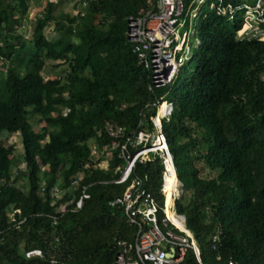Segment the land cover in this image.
Listing matches in <instances>:
<instances>
[{
    "label": "trees",
    "instance_id": "obj_1",
    "mask_svg": "<svg viewBox=\"0 0 264 264\" xmlns=\"http://www.w3.org/2000/svg\"><path fill=\"white\" fill-rule=\"evenodd\" d=\"M192 1H186L187 9ZM257 1L223 0V6ZM29 2L0 0V60L14 62L0 88V229L10 226L14 210L27 219L21 231L0 235V264L114 263L118 244L133 241L137 230L109 206L127 187L105 183L120 176L118 154L104 170L93 146L109 141L108 124L128 135L153 132L157 101L174 106L163 132L183 191L192 195L179 199L176 210L185 215L202 262L264 264V41L238 38L243 20L218 15L211 5L219 1L209 0L211 9L194 27L198 44L187 62L193 67L184 66L173 85L152 93L127 28L128 18L155 8V0H84L75 4L80 11L60 15L49 0L28 42L22 20ZM48 28L54 39L46 35ZM59 66L65 67L61 77L45 78L48 67ZM14 135L23 145L20 157L5 142ZM163 172L159 159L136 169L149 176L147 187L161 206ZM80 174L72 191L70 182ZM42 184L77 199L89 187V199L54 225V207L40 194ZM218 232L220 241L213 244ZM34 248L45 257L26 259L24 250ZM182 264H198L193 251Z\"/></svg>",
    "mask_w": 264,
    "mask_h": 264
},
{
    "label": "built area",
    "instance_id": "obj_2",
    "mask_svg": "<svg viewBox=\"0 0 264 264\" xmlns=\"http://www.w3.org/2000/svg\"><path fill=\"white\" fill-rule=\"evenodd\" d=\"M155 1V8L149 7L140 17H129L127 28L128 43L137 58L138 65L149 73V90L152 93L173 85L180 70L191 58L193 48L188 43L189 28L185 29L190 27L191 17L187 16V11L195 0L191 2L188 9L186 8L187 0ZM218 1L219 4H215L212 8L218 15H228L234 19L239 11L244 12L243 26L239 31L241 35L238 38L264 41V29L261 27L264 24V0H258L255 6L244 4L237 7L231 4L223 6V0ZM204 2L205 0L195 1L198 6ZM84 4L86 5L85 2ZM80 10L79 7L78 11ZM193 11L195 10L190 11V15ZM163 104L167 106L166 111L159 119V109ZM154 106L156 107V116L152 119L153 132L146 133L137 130L133 135H128L123 127L108 124L105 130L109 141L102 147L93 146L92 153L103 158L99 167L104 170L109 169L111 157L115 152L118 154L117 159L121 162L116 169L120 172V176L105 183L127 184V187L123 195L110 202L109 206L112 209H120L125 214L128 223L137 230L133 241H123L118 244L120 250L113 264H182L189 251H193L198 264H204L194 235L187 228L185 215L177 212L175 204L170 208V210H175L173 213L177 220L183 224L185 231L180 229L167 215L165 182L171 177L172 171L175 175L178 174L173 155L163 132L162 123L163 120L172 116L174 106L168 101H157ZM158 159L164 167L160 188V195L164 198L163 206L147 187L149 176L145 174L142 177L136 173L138 164L146 165ZM81 179L82 174L71 180L70 189L72 191L77 189ZM178 181V186L173 195L174 203L184 193L183 184L179 178ZM1 183H3L2 180H0V185ZM88 188L85 187L77 199L74 194H69L59 186L48 189L45 184H42L40 194L49 198L50 205L54 207V213L51 216L54 225L66 214L77 213L83 209L85 201L89 199ZM64 197L67 199L55 206ZM17 215H21L20 210H14L8 214L10 226L4 230L0 229V235L11 229L21 231L27 219H19ZM220 235L221 232H218L212 236L213 244L220 241ZM23 254L28 260L45 257L41 248L24 250ZM56 263L55 260L51 261V264ZM228 264L239 263L230 260Z\"/></svg>",
    "mask_w": 264,
    "mask_h": 264
},
{
    "label": "rangeland",
    "instance_id": "obj_3",
    "mask_svg": "<svg viewBox=\"0 0 264 264\" xmlns=\"http://www.w3.org/2000/svg\"><path fill=\"white\" fill-rule=\"evenodd\" d=\"M47 1L49 0H30L29 2V8L27 10V12L25 14H23V29H24V36L26 41L29 42L30 39H32V34H33V29H34V25L36 22V17L37 15H40L43 10L46 7ZM55 3L56 6V10L55 13L56 15H60L62 12L68 14V13H76L78 10L75 9V4L78 2V0H51ZM196 1V0H195ZM192 2L189 10L187 11V16L190 19V27H186L185 30H187L189 28V35H188V43H190L192 45V48L196 47L198 44V41L195 39V29L194 27L197 26L202 17L209 11V9H211V7L209 6V0H205L204 4L198 6L196 5V3ZM247 3H253L255 0H245ZM194 3V4H193ZM215 4L211 5L212 8ZM191 10H195L191 13L190 15V11ZM199 12V15H197ZM194 15H197L196 17ZM237 20H243L244 17V12L243 11H239L237 14ZM244 29V27H243ZM46 35L48 36L49 39H54L56 37V33L54 32L53 28H48L46 30ZM241 35V32H238L237 36L239 37ZM75 39V38H74ZM76 41V40H75ZM79 42V41H77ZM9 65H14V62L8 63L6 61L0 60V88L2 86V81H4V77H5V73L6 70L8 68ZM52 65V63H51ZM185 66H187L188 68H192L193 67V63L192 61L185 64ZM65 69L64 66H59V67H48L47 71L45 73V78L48 79L50 77L54 78V77H61L63 75V70ZM1 92V90H0ZM1 96V94H0ZM165 99L169 100V96L166 95L164 97ZM6 145H11L14 144L16 151L15 154L19 155L22 154L24 152L23 150V145L21 142V138L18 135H14L13 137L9 138V139H5ZM23 166V165H22ZM201 168V167H200ZM202 176L204 177H208V170H204L201 172ZM213 177V175L210 176V178ZM174 181V180H173ZM19 184L21 182H18ZM184 189V188H183ZM182 196L179 198H183L187 201L192 195L191 192H186L181 194ZM176 203L177 200L175 201V208H176ZM175 210H171V212H174ZM122 214L125 216V214L122 212ZM23 247L20 246V251L22 252Z\"/></svg>",
    "mask_w": 264,
    "mask_h": 264
},
{
    "label": "bare ground",
    "instance_id": "obj_4",
    "mask_svg": "<svg viewBox=\"0 0 264 264\" xmlns=\"http://www.w3.org/2000/svg\"><path fill=\"white\" fill-rule=\"evenodd\" d=\"M163 105L166 106V104H163ZM163 105H162V106H163ZM162 106H161L160 109H159V114H158V115H159V119H160L161 116H162V115H160V111H161ZM164 111H166V109H165ZM164 111H163V112H164ZM170 169H171V168H170ZM177 176H178V175H175V173L172 171L171 177H169V178L167 179V181L165 182V183H166V189H165V191H166V195H167V207H168V209H167V215H168V217H169L171 220H173V222L179 227L180 224H181V225H183V224L180 223V222L177 220V218L175 217V214H174L173 212H171V210H170V208H171L172 206H174V197H173V195H174V192L176 191V188H177L178 183H179ZM173 180H174V181H173ZM185 230H186V229H185ZM185 230H184V231H185Z\"/></svg>",
    "mask_w": 264,
    "mask_h": 264
}]
</instances>
